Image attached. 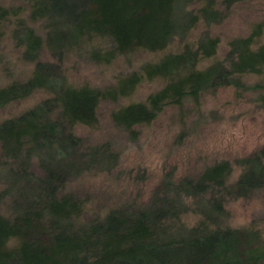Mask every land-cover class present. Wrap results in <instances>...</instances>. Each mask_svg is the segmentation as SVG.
<instances>
[{"label":"trees","instance_id":"16d2710c","mask_svg":"<svg viewBox=\"0 0 264 264\" xmlns=\"http://www.w3.org/2000/svg\"><path fill=\"white\" fill-rule=\"evenodd\" d=\"M24 1L30 18L43 22L44 35L27 24L19 6H0V40L8 30L23 58L35 62L28 78L0 87V110L37 90L48 96L0 119V202L9 199L11 210V217L0 215V264H264L263 232L254 221L226 224L225 207L229 201L264 197V143L237 161L233 178L227 161L215 162L196 177L165 183V195L158 190L147 204L124 203L85 223L77 222L85 200L70 189L80 176L111 174L119 157L110 143L89 144L74 126H94L99 101L127 95L141 79L163 85L145 101L111 115L130 139L136 126L150 123L165 108L197 104L202 94L220 87L256 93L264 111V43L256 45L261 26L231 40L225 54L206 67L198 64L215 55L219 43L208 35L145 64L113 91L71 85L59 63L67 50L95 38L111 44L105 52L90 50V58L100 63L116 53L163 50L185 39L198 22L219 23L224 9L247 0ZM43 48L58 62L40 59ZM186 198L201 216L191 226L181 219Z\"/></svg>","mask_w":264,"mask_h":264},{"label":"rangeland","instance_id":"374dc122","mask_svg":"<svg viewBox=\"0 0 264 264\" xmlns=\"http://www.w3.org/2000/svg\"><path fill=\"white\" fill-rule=\"evenodd\" d=\"M0 6H19L27 24L40 36L44 35L43 22L30 18L26 1L0 0ZM223 11L225 17L219 23L207 25L200 21L185 39L177 38L160 51L138 49L125 54L116 53L110 62L100 63L90 58V50L97 48L105 52L111 44L108 38H95L79 50H67L59 63L71 85H87L107 92L116 90L123 79L139 73L145 64H153L164 55L181 52L186 44L193 46L201 36L208 35L219 41L215 55L200 61L198 67L201 68L220 59L231 40L248 36L257 25L261 26V34L256 45L264 43V0L232 3ZM39 58L58 62L46 48L41 50ZM34 63L23 58L22 48L15 44L9 31H5L0 40V87L28 78ZM162 85L160 80L141 79L125 96L103 97L97 107L94 126H74L73 132L89 144L108 142L119 155L111 174L83 175L70 184V189L85 200L78 223L102 217L109 209L124 203L147 204L158 190L165 195V183L196 177L215 162L227 161L233 169V178L239 170L237 161L264 143V111L256 93L232 86L202 94L197 104L186 101L181 106L165 108L150 123L136 126V137L130 139L126 130L114 124L112 113L126 104L145 101ZM47 96L48 92L37 90L1 109L0 119L18 114ZM3 159L0 150V161ZM181 201L186 207L181 219L186 225L191 226L201 220L190 198ZM225 207L229 214L226 224L242 227L254 221L264 235L262 195L257 194L249 200L229 201ZM10 213L9 199L6 198L0 202V215L8 218Z\"/></svg>","mask_w":264,"mask_h":264}]
</instances>
